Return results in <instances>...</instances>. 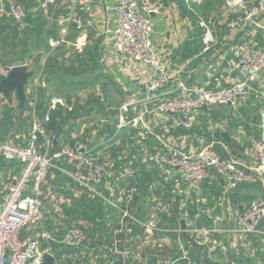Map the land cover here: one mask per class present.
Listing matches in <instances>:
<instances>
[{
	"label": "crops",
	"instance_id": "0c3cea01",
	"mask_svg": "<svg viewBox=\"0 0 264 264\" xmlns=\"http://www.w3.org/2000/svg\"><path fill=\"white\" fill-rule=\"evenodd\" d=\"M44 1L0 0V24L5 26L1 33L0 62L26 65L34 72L25 85L24 108L15 93L11 105L0 96V141L27 142L35 123L44 129L43 121L53 110L55 100L62 102L55 109L60 107L63 111L59 123L66 132L62 135L64 143L84 138L92 124L104 118L107 123L101 134L116 133L106 145L117 155L114 174L130 167L138 182L134 204L137 214L143 218L144 210L156 206L158 224L168 230L164 235L173 240L177 236L175 230L181 229V220H185L188 229L209 228L207 246L193 245L186 238L184 247L191 264L229 261L264 264V218L259 233L247 235L238 231V217L253 200L264 196L258 180L232 185L209 171L198 193L188 196L181 180L152 159L165 149L164 143L187 153L209 145L222 157L247 162L250 142L264 139V69L236 106L203 107L193 113L188 126H183L181 116L155 114L152 105L145 102L149 68L116 51L113 7L117 0H54L49 4ZM163 1L164 7L152 15L153 46L171 72L179 71L165 90H173L178 80L192 88L229 87L238 76L234 67L237 50L244 45L264 48V13L255 21L247 19L231 27L229 21L234 14L228 11V1L232 0ZM11 2L25 6L24 25L17 26L5 15L4 10ZM252 4L253 0H245L239 10L243 12ZM56 38H63V42L51 50L49 40ZM37 78L39 83L34 87ZM33 97L35 112L31 107ZM69 106L83 115L69 116ZM121 120L126 125L118 128ZM59 163L68 170L64 160ZM21 167L17 160L4 163L0 159V205ZM51 171L43 186L42 224L50 232L55 263L108 264L104 247L110 243L116 227V212L104 210L101 232L104 233L99 241L88 237L78 248L62 244L63 231L70 225H79L88 234L93 226L84 219L70 220L67 210L84 192L69 178L60 179V174L65 173L58 170L60 174L55 178ZM110 182L120 189L129 179L116 181L111 177ZM133 228L130 240L122 243L129 249L127 264H151V249L141 243L140 232L134 233ZM36 234L34 227L21 233L22 236ZM123 236L121 233L120 237ZM42 245L46 241L42 240ZM176 247L174 244L169 253L171 258L181 254Z\"/></svg>",
	"mask_w": 264,
	"mask_h": 264
},
{
	"label": "built area",
	"instance_id": "2783aa9c",
	"mask_svg": "<svg viewBox=\"0 0 264 264\" xmlns=\"http://www.w3.org/2000/svg\"><path fill=\"white\" fill-rule=\"evenodd\" d=\"M244 1H228V11L234 14L229 21L231 27L243 20L255 21L264 13V0H253L252 6L242 12L239 6ZM53 2L54 0L44 1L45 4ZM163 7V0H117L113 7L116 21L113 45L116 51L149 68L150 78L145 102L152 105L155 114L171 113L181 116L183 119L180 124L183 126H188L193 113L203 107L236 106L238 100L247 95L251 83L264 69V48L244 45L237 50L234 67L238 76L229 87L192 88L178 80L173 90H165L170 79L179 71L171 72L153 46L152 15ZM4 13L17 26L24 25L27 10L22 3H9ZM62 42L63 38L50 39L51 50ZM12 66L0 62V80L9 75ZM38 83L39 78L34 87ZM35 103L36 98H31L33 112ZM58 103L62 102L55 100L52 109ZM68 109L72 110V106ZM106 123L104 118L97 119L84 138H75L70 143H64L57 131H46L37 123L34 124L28 141L23 144L0 141V159L4 163L17 160L22 164L20 174L8 186L4 201L0 205V264H42L45 254L54 257L49 244L50 232L42 224L43 186L51 169L65 173L88 196L99 200L103 205L111 206L116 212V227L112 230L110 243L104 247L108 264H127L129 249L122 243L130 240L131 226L140 230L139 240L150 247L151 264H191L184 247L186 238L193 240L194 243L189 240L193 245L209 244V228L177 229V236L173 240L164 235L168 230L159 226L156 206L152 205L149 210H144L143 218L137 214L134 204L138 194V182L130 167L119 169L117 175L114 174L117 155L106 145L116 133L110 135L111 137L102 135L101 131ZM125 125L121 120L117 127ZM57 142L60 144L55 148ZM163 146L165 149L156 153L152 159L181 180L188 196L198 193L209 171L232 185L256 179L264 190V139H253L250 142L248 160L244 163L232 157H222L209 145L189 153L164 143ZM62 160L69 165L68 170L59 163ZM111 177L116 181L129 179V182L118 189L115 182H110ZM263 218L264 196L253 200L238 217V231L247 235L259 233ZM33 227L37 229L36 236L21 235L22 231ZM121 233L124 234L122 238ZM42 240L46 241L45 246L42 245ZM85 240V229L72 224L64 229L60 242L68 247L78 248ZM174 244L181 254L171 258L169 253ZM221 264L238 263L229 261Z\"/></svg>",
	"mask_w": 264,
	"mask_h": 264
},
{
	"label": "trees",
	"instance_id": "16d2710c",
	"mask_svg": "<svg viewBox=\"0 0 264 264\" xmlns=\"http://www.w3.org/2000/svg\"><path fill=\"white\" fill-rule=\"evenodd\" d=\"M5 26L0 24V42H1V33L4 30ZM39 108V106H37ZM62 109L60 107L50 110L48 113L47 120L43 121V127L46 131H57L61 135V140L63 141L64 137L62 135H65V133L62 131L61 125L59 123V120L62 119ZM69 116L71 115H83V113L78 112L77 108L69 111L67 113ZM57 148V146H55ZM54 177L57 178L59 176V171L53 169ZM60 179H68L66 175L60 174ZM140 186V189H142V186ZM111 209H113L111 206L103 205L102 203L94 200L93 198H90L87 193H83L79 198L74 200L72 208H69L67 210L68 216H70V220L76 218V219H84L91 223L93 227H91L89 234L86 233V238L91 237L95 238L97 240L98 238L101 239V235L104 233H101L104 228L105 219H104V210L110 212ZM73 216V217H71ZM97 218L99 220H97ZM96 227V228H95ZM134 233L140 232L137 227L133 228ZM95 235V236H92ZM98 239V241L100 240ZM108 241V239L106 240Z\"/></svg>",
	"mask_w": 264,
	"mask_h": 264
},
{
	"label": "water",
	"instance_id": "95a60500",
	"mask_svg": "<svg viewBox=\"0 0 264 264\" xmlns=\"http://www.w3.org/2000/svg\"><path fill=\"white\" fill-rule=\"evenodd\" d=\"M33 74L34 72L28 70L26 65L12 66L9 75L0 80V96H2L6 100V102L9 105H11L12 95L13 93H15L21 108H24L26 102L25 85L27 84L28 80L33 76ZM113 113L117 114L115 111ZM226 139L229 141V137H226ZM231 146H235V144L231 143ZM184 227H185L184 221L181 220V228ZM184 236H186V234H184ZM188 240L194 243L193 240L191 239ZM42 264H56V263L52 255L45 254Z\"/></svg>",
	"mask_w": 264,
	"mask_h": 264
},
{
	"label": "rangeland",
	"instance_id": "374dc122",
	"mask_svg": "<svg viewBox=\"0 0 264 264\" xmlns=\"http://www.w3.org/2000/svg\"><path fill=\"white\" fill-rule=\"evenodd\" d=\"M52 172V171H51Z\"/></svg>",
	"mask_w": 264,
	"mask_h": 264
}]
</instances>
